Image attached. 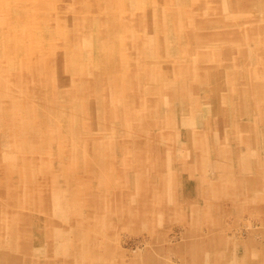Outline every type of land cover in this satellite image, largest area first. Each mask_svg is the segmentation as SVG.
Masks as SVG:
<instances>
[{
  "label": "rangeland",
  "instance_id": "1",
  "mask_svg": "<svg viewBox=\"0 0 264 264\" xmlns=\"http://www.w3.org/2000/svg\"><path fill=\"white\" fill-rule=\"evenodd\" d=\"M0 264H264V0H0Z\"/></svg>",
  "mask_w": 264,
  "mask_h": 264
},
{
  "label": "bare ground",
  "instance_id": "2",
  "mask_svg": "<svg viewBox=\"0 0 264 264\" xmlns=\"http://www.w3.org/2000/svg\"><path fill=\"white\" fill-rule=\"evenodd\" d=\"M258 85V84H257ZM259 98V97H258Z\"/></svg>",
  "mask_w": 264,
  "mask_h": 264
}]
</instances>
